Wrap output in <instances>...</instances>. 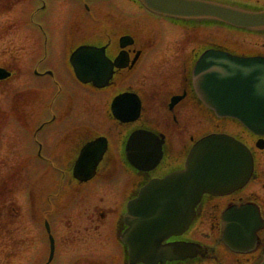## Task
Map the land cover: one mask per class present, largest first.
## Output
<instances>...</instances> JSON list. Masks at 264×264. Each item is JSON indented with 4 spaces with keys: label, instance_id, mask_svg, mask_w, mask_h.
Returning a JSON list of instances; mask_svg holds the SVG:
<instances>
[{
    "label": "flooded vegetation",
    "instance_id": "1",
    "mask_svg": "<svg viewBox=\"0 0 264 264\" xmlns=\"http://www.w3.org/2000/svg\"><path fill=\"white\" fill-rule=\"evenodd\" d=\"M72 1L82 6L81 11H78L74 18L80 19V22H75L73 26L80 29L85 23H89V30L80 29L82 33L75 35L72 29L65 44L51 45L54 53L50 58L47 54L43 59H41L42 57L38 59L35 55L36 64L40 63L36 66V71L39 73L46 70L52 71L54 83L63 82L68 78V81L81 84L69 63L71 52L82 44L104 45L105 54L112 61H115L119 55L121 57V60L118 61L122 66H114V73L110 80L111 85L118 83V85L127 87L119 88L118 92L127 90L137 93L141 99V111L147 110L145 100L154 101V99L162 97L163 109L166 110L168 117L165 121L168 123L167 127H172L176 131L182 130L185 122L193 124L196 113L209 114L196 101L190 83V67L198 53L196 42L189 40L185 43L184 38L179 35L176 38L163 39L161 26L149 22L147 16L149 14L139 15L140 18L141 16L147 18L140 24L139 22L134 24V18L137 17L133 15L130 8L134 0ZM224 1L239 4L246 8H264V0ZM110 28H113V31H110ZM146 28L158 30L157 44H150L154 42L146 35L142 37V33H138L139 30ZM125 35L130 36L131 43L119 46L120 39ZM55 36L52 35L51 37L53 43ZM61 52H64L63 60H61ZM35 53H38V50ZM142 69L144 70L142 85L139 87L130 85L133 74ZM150 84L151 87L159 88L145 96L142 90L147 93ZM173 96L181 97L172 107H169V101ZM18 99L23 100L21 96ZM31 99L35 98L32 97ZM39 110L38 116L41 118L46 117L47 114L50 115V118L52 117L44 104L40 103ZM151 110L157 111L156 108ZM56 111L53 114L54 119H63L65 111L60 112L59 109ZM148 121L154 125H159L161 122L159 127L151 128L154 131H158L163 126L166 128L165 124L155 114H151ZM144 123L147 127L148 124L145 121ZM50 127H54L53 124L44 125L41 134H38L39 140L36 139L40 143V152L36 153V157L43 163L71 164L80 147L96 136L92 135L91 130L83 125L75 128H68L65 125L54 130H48ZM120 129L125 134L124 130ZM107 138L110 141L109 136ZM188 140H194V135L190 134ZM37 147L39 148L38 144ZM107 150L96 172L102 187L86 186L75 189L68 187L61 189V193L58 191L56 194H46L45 204L48 206L46 211L50 212L51 210L52 213L53 206L56 207L58 204L59 207L61 206L62 217L65 219L61 229L55 230L53 227L55 245L57 244L54 253L56 263L52 259L48 264H128L118 234L124 228L121 214L125 203L136 194L137 190L132 188L131 182L125 183L121 175L116 176L115 172L111 171L117 165L118 153L111 151L110 144ZM114 178L116 180L111 182ZM260 196L262 197L259 200L254 199L251 195L245 194L243 190L223 196L205 195L197 208L196 218L189 229L182 235L167 240V242L186 241L199 244L201 246L200 252L189 258L173 260L167 264H257L264 247V225L258 231L259 243L250 253H238L230 250L221 241L220 228L223 210L230 205L244 202L254 203L264 221V195ZM96 197L98 198L95 199ZM94 199L95 202H91ZM75 203L78 204L76 207L79 208V216L82 214L84 217L81 221L74 218L73 212L66 213L73 210L72 207ZM201 226L202 229L207 228V230H202ZM112 241L118 242L119 247L115 245L111 248L110 242ZM58 243L61 244L62 256L57 254ZM70 254H73L71 262L69 261Z\"/></svg>",
    "mask_w": 264,
    "mask_h": 264
},
{
    "label": "rangeland",
    "instance_id": "2",
    "mask_svg": "<svg viewBox=\"0 0 264 264\" xmlns=\"http://www.w3.org/2000/svg\"><path fill=\"white\" fill-rule=\"evenodd\" d=\"M36 4V0H0V65L8 68L10 67L12 70L14 69V73H16V79H12L5 84H0V109L3 111V113L0 111V192L4 188V193L7 191L9 196L7 200L10 202V205L7 203L2 207L0 201V209H2L4 213L0 215V234L7 235V237L4 238L6 240H0V246L3 244L11 247L15 245V242H18L19 244L20 241L24 240L22 247L20 246L17 252H13L9 260H7L10 264H36L38 258L43 257L42 255L45 251L42 252V250L44 249L43 244L45 242V236L39 218L41 211L43 210L42 208L45 206V194L54 193L58 188L65 189L69 187L68 178H66L65 175L60 179L61 183L59 185V179H57L51 170L48 171L46 169V165L39 164L38 162L35 164V161L30 157L32 156L31 154L34 150V146L29 140L28 135L31 133V129L33 128L32 125L35 122L36 116L30 117L24 120V122L22 121V127H20L17 123V118L11 115L13 112L10 113V98L13 95L18 97L16 94L18 93L16 92L18 91L17 84L22 86V90L27 86L31 87L32 84L29 79L31 72H29V70H31L33 66L30 59L31 52L35 47H32L34 37L29 34L31 28L27 25V22L29 12L36 6ZM55 6L56 5L51 4L50 10L48 8L44 11L46 13V15L42 16L44 25L47 27L49 33L58 32L59 35L60 32L63 33L64 30L66 31L65 33H67V26L70 25V22L67 26L65 25L68 21L65 19L67 15L63 12L67 13L71 11L72 9H70V7H73V5L62 3L60 6L65 7V9L69 8V10L64 9L60 11H58ZM130 8L133 11V15L137 17L134 18V24L138 22L140 24L145 18H147L142 16L140 18V8L136 4H131ZM57 19L60 21L58 31L53 30L54 24L58 21ZM148 20L157 26H161L163 32L162 38L165 40L176 38L177 35H179L184 38L183 40L185 43L192 40L203 45H223L224 48L239 53H253L255 51L264 52V36H259L257 34L238 31L232 28L218 26L216 24L198 25L193 28L187 27L183 29L181 26L179 27L168 21L163 22L156 19L153 21L150 17H148ZM62 22L65 23V26L63 27L61 25ZM75 22L79 23L80 19H75L74 23ZM71 23L73 24V22ZM25 26H27L28 29H26ZM73 32H75V35L82 33V31L76 29V27L73 28ZM138 33H142V37L145 35L147 36L148 34L152 35L154 38V44L158 43L157 33L154 29H141ZM143 73L144 70L142 69L133 74L130 79V85L141 86L143 83ZM42 82L43 80H35L34 84L36 87H40ZM62 85H73L74 88H79L75 83L65 82L62 83ZM149 88L157 90L159 87H151L150 84ZM64 89L67 90L66 87H64ZM149 92L151 93V90H149ZM111 93L112 92H105V95ZM43 94H47L46 90L43 91ZM105 95H103V99L98 101L102 110L103 107L105 108ZM73 97L74 96H72L71 99ZM80 97L82 98L81 95H79V98ZM161 99L162 97H159L154 99V101L148 100V102H154L150 106L155 107L158 110V108H163ZM76 104L78 105V102H75V105ZM93 115L94 114L91 111L88 118H92ZM166 117L167 116L164 115V119H166ZM18 118L20 117L18 116ZM162 122L165 124L166 128L163 126L159 128L158 131H165V134L169 139L166 150L167 167H172L183 162L182 160L185 153H187L189 149L188 147L192 143L188 140L190 133L194 134L197 138L200 135L208 134L212 131H223L233 136H240L242 140L247 139L242 130L235 124H232L228 120L215 121L209 114L204 115L196 113L195 122L193 124L185 122L180 131H176V129H173L172 127L168 128V123L163 120ZM76 123H80L79 118L76 119ZM106 123L108 124L109 122L106 121ZM160 123L157 127L160 126ZM104 127L105 125L102 123L101 128L103 130H105ZM115 131L116 129L112 127L111 135H114ZM252 143V138L248 137L246 144L251 146ZM113 144L116 146V143ZM16 147L20 149L18 156L16 154ZM253 152L256 163L255 171L257 178L249 183L245 192L248 195H251L252 198L259 200L260 197H262L259 193L261 195L264 194V189H262V186L264 185V150L255 148ZM6 155H10L11 157L7 158L5 157ZM3 159L4 161L2 162ZM46 171L48 173L52 172L53 174H48ZM96 187H102V185L98 184L94 188ZM253 192H255V194H252ZM97 198L98 197L95 199ZM95 199L91 202H95ZM32 200L37 202L34 205V209L37 211L33 210V213L32 210H30ZM77 205L78 204L75 203L72 207L73 210H69L66 213L69 214L70 212H73L74 218L81 221L84 217L81 212V215L79 216V208L76 207ZM44 210H46V208H44ZM54 211L55 213L51 224L56 230H58L62 228L65 219L62 217L61 206L59 207V205L56 204V209ZM5 221L8 222L4 224ZM34 221L36 223H34ZM202 230L206 231L207 228H203ZM10 236L14 237L13 239L15 242H10ZM115 245L117 247L116 241L110 242L111 248ZM59 247L61 248V244H59ZM1 251H3V249H1ZM30 259L32 261H30Z\"/></svg>",
    "mask_w": 264,
    "mask_h": 264
},
{
    "label": "water",
    "instance_id": "3",
    "mask_svg": "<svg viewBox=\"0 0 264 264\" xmlns=\"http://www.w3.org/2000/svg\"><path fill=\"white\" fill-rule=\"evenodd\" d=\"M140 1L151 11L174 17L213 18L239 27L264 28V12H248L205 0ZM206 56L207 59L199 61L194 73L197 91L203 101L217 115L236 117L250 131L263 134L264 58H237L216 53H208ZM201 76H207L213 94L203 86ZM132 138L135 141L149 140L151 135L136 132ZM234 145L246 153L240 143L226 135H210L199 140L186 159L185 171L176 172L164 180L152 181L143 188L136 200L129 203L126 221L130 225L129 236L135 234L136 242L128 244L136 256L147 258V249L156 246L154 242H158V238L182 229L192 212L193 203L202 192H223L227 189L224 187V174L217 173V170H224L219 156H222L224 149ZM154 154L152 152L151 156ZM151 156L147 161L148 166L141 162L132 163L138 168L148 169L155 162ZM244 159L250 162L247 154ZM247 165L244 171H247ZM187 200L189 207L184 209L182 203L187 204ZM154 234V242L146 239ZM168 253L170 256L172 249Z\"/></svg>",
    "mask_w": 264,
    "mask_h": 264
},
{
    "label": "bare ground",
    "instance_id": "4",
    "mask_svg": "<svg viewBox=\"0 0 264 264\" xmlns=\"http://www.w3.org/2000/svg\"><path fill=\"white\" fill-rule=\"evenodd\" d=\"M101 142V141H100Z\"/></svg>",
    "mask_w": 264,
    "mask_h": 264
}]
</instances>
